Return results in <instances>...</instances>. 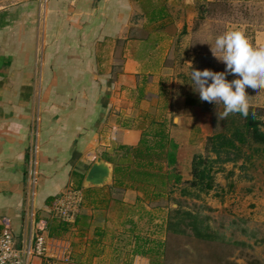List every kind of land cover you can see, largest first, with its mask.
Segmentation results:
<instances>
[{"label": "crops", "instance_id": "obj_1", "mask_svg": "<svg viewBox=\"0 0 264 264\" xmlns=\"http://www.w3.org/2000/svg\"><path fill=\"white\" fill-rule=\"evenodd\" d=\"M3 1L0 230L8 228L14 246L21 247L32 238L37 220L48 221L46 261L23 264H150L176 207L171 198L179 184L167 179V170L175 167L180 181L190 180L192 157L203 154L212 135L188 116L202 112L182 102L175 91L176 67L165 63L172 42L166 27L174 11L170 6L178 1L181 9L190 8L193 0ZM141 30L146 35H135ZM252 45L264 47V31L256 32ZM246 91L250 106L264 108V91ZM142 114L164 124L177 145L176 162L164 164L163 183H116L114 167L133 160L121 147L138 145L141 132L135 126ZM96 157L112 165L113 179L84 187ZM240 169L229 163L228 179L215 180L219 191L209 196L212 207L221 205L216 192L233 184L229 208L256 221V212L264 210V186L253 172ZM66 190L80 193V209L65 231L50 236V224L57 222L50 220V208ZM259 218L264 222V214Z\"/></svg>", "mask_w": 264, "mask_h": 264}, {"label": "rangeland", "instance_id": "obj_2", "mask_svg": "<svg viewBox=\"0 0 264 264\" xmlns=\"http://www.w3.org/2000/svg\"><path fill=\"white\" fill-rule=\"evenodd\" d=\"M3 2L8 3L10 0ZM178 3V1H175L174 5L172 3L170 7L174 11H171L172 14H168L171 17V19L169 18L171 22H169L166 27L168 34L172 36V42L167 51L165 63H173V65H175V91L182 99V102L184 101L185 104H187L188 99L194 95H198V92L193 89L195 86L190 75L191 67L198 70L207 68L215 72L224 71V63L213 56L210 45L214 46L217 36L231 30L243 31L252 44L256 32L264 31V0H193L192 4H190V8H182L183 10L179 7ZM150 27L151 26H149V28ZM149 28L146 29V31H148ZM146 31L141 30L137 33L135 32V35L144 36L147 33ZM196 107H198L202 113L198 115L196 112H193L188 116L203 124L208 133L229 134L231 130L241 124V121L235 119L231 114L225 119H219L220 114L224 110L222 104L216 105L212 111H204L199 106ZM260 109L261 115L259 118L264 121V108ZM147 120H145V123H147ZM175 121H177V117H175ZM259 147L260 145L253 144L250 140H247L246 143L239 146V151L234 153V155H238L235 160L222 162L226 156L224 153H221L218 161L200 164L198 169L205 170L212 180L211 188L208 190L200 189L199 186H190L188 183L189 180L179 181L177 183L179 184V188L175 191L176 196L171 198V201L176 205L178 204L183 210L193 212L199 211L202 214L208 215L210 217L208 221L210 229L218 236L210 242L211 245L214 246L218 253L230 252L232 254L231 258L234 259L237 264H246L250 256L259 259L264 264V222H261L259 218L264 214L263 207L262 211L256 212L255 215L258 216V220L256 221L233 213L231 208H229V201L235 192L233 191V184H231L230 187L227 184L226 189L222 190L220 193L216 192V197L218 199L219 196H221L220 207L213 208V198L209 196H212L215 191H219V185L218 182H216L218 177H226V180L228 179L229 175L226 174V169L229 167V163L241 167L242 169H240V171L243 174H245L244 171L246 169L253 172V176H255L253 178H256L255 182L260 187H263L264 155L259 150ZM202 153V157H209L211 159L214 157L213 154H207L204 151V145ZM187 155L188 150L181 156L180 165L183 172L185 171L184 167L188 165V161L185 157ZM167 172L168 175L166 177L169 181L174 179V175L178 174L175 167L167 170ZM191 177L190 171V179ZM207 181L208 179L203 180L204 183ZM241 182L242 181H240V183ZM240 185V190L244 189V183ZM262 191H260V193L264 194V187ZM260 196L261 195L258 193V198L261 199ZM207 202H210V204H207ZM241 212L242 211H239V213ZM253 214L252 212V215ZM238 219H246V222H241ZM244 228L247 230L243 231L242 229ZM261 237L263 238V242L256 243L254 241ZM246 239L251 247L235 246L233 244L227 245L225 243L226 240L232 243V241H246ZM181 241L183 243L179 244L177 249L180 247V251L186 250L187 254L182 253L184 255H180L178 259L173 260L171 262L172 264H197L199 261L200 264H206L203 257L200 259L198 257V252L200 253L198 250L202 246L199 244L196 245V242H194L191 237H182ZM163 261L165 262L166 259L163 258Z\"/></svg>", "mask_w": 264, "mask_h": 264}, {"label": "trees", "instance_id": "obj_3", "mask_svg": "<svg viewBox=\"0 0 264 264\" xmlns=\"http://www.w3.org/2000/svg\"><path fill=\"white\" fill-rule=\"evenodd\" d=\"M154 13V12H153ZM211 82V81H210ZM188 105L199 106L204 111H212L216 105L209 102L201 101L199 93L187 100ZM235 119L240 120L241 124L236 126L229 134L214 133L207 136L204 142V151L213 154V159L209 157H202L201 154L193 155L191 160V179L188 181L190 186L198 187L200 189L208 190L212 186V180L205 170H199L198 166L207 162H216L219 160L221 153L225 154L222 162L233 161L238 155L234 153L239 151V146L250 140L251 143L260 145L259 150L264 153V121L259 117L261 109L250 106L247 117L239 113L231 114ZM140 122L135 126L140 130L141 138L135 147H121L126 154L131 155L133 160L131 165L114 167V181L123 184L128 180L130 183L126 184L132 186L134 183L154 180L155 182H164L163 167L174 166L176 159L177 145L165 131L164 124L148 117L144 114L140 116ZM148 119V120H147ZM147 120V125L145 124ZM233 153V155H232ZM208 181L206 183L203 180ZM180 176L174 175V182L178 183ZM203 187V188H202ZM210 217L202 214L199 211L193 212L183 210L177 204L175 208L170 211L165 227V238L155 253V256L150 264H172L171 262L178 259L186 250H181L177 246L181 243L182 237H191L196 245L202 246L199 248L198 257L204 258L206 264H237L231 258V253H218L211 241L217 238V234L210 229L208 224ZM241 222H246V219H238ZM66 224L62 222H54L50 224V236L56 235L60 231L66 230ZM247 230L246 228L242 229ZM256 243L263 242V238L255 239ZM174 242V245H173ZM246 241L236 240L230 243L225 241L227 245H235L242 247H251ZM176 243V244H175ZM252 245V243H251ZM175 247V248H174ZM241 254V253H240ZM163 258L166 261H163ZM171 259V260H169ZM169 260V261H167ZM199 261V260H198ZM186 264V263H183ZM200 264V261L197 263ZM246 264H263L259 259L250 256Z\"/></svg>", "mask_w": 264, "mask_h": 264}, {"label": "clouds", "instance_id": "obj_4", "mask_svg": "<svg viewBox=\"0 0 264 264\" xmlns=\"http://www.w3.org/2000/svg\"><path fill=\"white\" fill-rule=\"evenodd\" d=\"M210 47L213 56L225 64V70L215 72L191 67L194 91L199 93L201 101L223 105L219 119L234 113L247 117L250 96L246 89L264 91V47H254L241 30L217 36L214 46ZM228 75L237 78L229 81Z\"/></svg>", "mask_w": 264, "mask_h": 264}, {"label": "built area", "instance_id": "obj_5", "mask_svg": "<svg viewBox=\"0 0 264 264\" xmlns=\"http://www.w3.org/2000/svg\"><path fill=\"white\" fill-rule=\"evenodd\" d=\"M81 195L78 191H64L52 204L49 211L50 220L69 223L78 213ZM47 220L39 219L34 223L32 238L21 247H15L13 237L8 228L0 230V264H23L26 259L34 258L46 261Z\"/></svg>", "mask_w": 264, "mask_h": 264}, {"label": "water", "instance_id": "obj_6", "mask_svg": "<svg viewBox=\"0 0 264 264\" xmlns=\"http://www.w3.org/2000/svg\"><path fill=\"white\" fill-rule=\"evenodd\" d=\"M113 179V167L112 165L101 159L100 157H96L91 165L89 166L84 179L83 186L84 187H96L100 185H106L111 182Z\"/></svg>", "mask_w": 264, "mask_h": 264}]
</instances>
